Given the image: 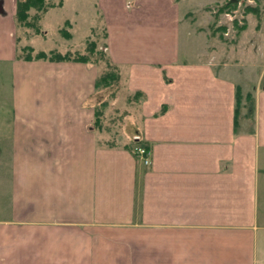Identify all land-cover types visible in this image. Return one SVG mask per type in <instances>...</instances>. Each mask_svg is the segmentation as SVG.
<instances>
[{
  "label": "crops",
  "instance_id": "obj_1",
  "mask_svg": "<svg viewBox=\"0 0 264 264\" xmlns=\"http://www.w3.org/2000/svg\"><path fill=\"white\" fill-rule=\"evenodd\" d=\"M189 1L63 0L42 15L69 5L72 40L103 32L95 46L133 103H110L99 121L105 67L18 59L20 33L31 35L18 0H0L14 113L0 264H264V21L251 13L228 40L210 33L215 8ZM136 135L148 166L132 152Z\"/></svg>",
  "mask_w": 264,
  "mask_h": 264
},
{
  "label": "rangeland",
  "instance_id": "obj_2",
  "mask_svg": "<svg viewBox=\"0 0 264 264\" xmlns=\"http://www.w3.org/2000/svg\"><path fill=\"white\" fill-rule=\"evenodd\" d=\"M190 0L189 4H193L196 7L200 8V10L208 9V8H215L213 10V23L214 25L208 26L210 33L213 35L218 32L222 38L230 39L233 35L238 34L244 30L247 24V16L253 13V18L257 20V22L264 21V0ZM58 4L59 0L57 1H50V3ZM63 2V0H62ZM221 7H225L223 11H219ZM89 11V10H88ZM90 12V11H89ZM195 16L199 17L201 14L197 12ZM82 15V22L81 27H85V25H89V15L88 12L85 13L84 9L80 12ZM74 13L71 10L70 6H66L62 9L53 10L51 13L47 14L46 17L39 23V28L44 31V34L41 35H33L34 33L30 30H26L25 32L31 35L30 38H25L23 36L24 33L19 32L21 37V45H28L33 47L37 52L43 51L49 53L50 51L56 50L61 54H65L67 52H76L81 54H86V56L91 57V61H95V64H99L105 67L107 70V65L105 62L101 60V54L99 52H103L104 48L96 47L94 50V54H88V48L91 46L90 42H97L96 40L101 39L103 36V32H99L100 34L97 35L96 32L94 36L87 41L86 43L82 40V37L85 35H91V31L80 32L79 30L74 31L75 38L72 40H66L62 38L60 34L61 30H66L70 33V28L64 25L66 20H70L74 17ZM203 21V20H202ZM207 23V22H205ZM202 23L205 28L208 25ZM202 25V26H203ZM24 32V30H22ZM208 31V30H207ZM221 31V32H220ZM18 32V33H19ZM32 33V34H31ZM254 29L252 25L249 26L248 32L243 37H249L253 35ZM22 34V35H21ZM28 36V35H27ZM187 38V37H186ZM185 42H187L189 37ZM198 39V37H195ZM100 44V42H99ZM97 45V43H96ZM102 47V46H101ZM19 46V54L21 55ZM77 53H74L75 56ZM104 53V52H103ZM23 54V53H22ZM261 61V59H260ZM262 64V63H260ZM12 65L11 64H0V218H5L9 214V206H8V194L10 193V184H11V140L10 133H11V121L13 120V110H12V83H13V76H12ZM104 70V71H105ZM103 71V73H104ZM244 77H246L250 82L257 81V74L258 72L247 75V71L243 69ZM252 72V71H250ZM264 78V74H263ZM264 83V79L262 80ZM264 88V87H263ZM119 90L110 91L107 90V94H103L107 100L116 106L115 112L121 110L122 108L128 107L133 103V100L129 99L125 96V91ZM114 92V93H113ZM116 92V93H115ZM117 93H121L117 97ZM102 95L99 96L100 100L103 97ZM244 97L242 94L243 100H241V106L244 104ZM118 98L117 102L115 103V99ZM128 100V102H127ZM109 103V104H110ZM116 104V105H115ZM248 108L253 107L252 100L247 98V103H245ZM240 106V107H241ZM109 107V106H108ZM110 119L109 122H112L116 118V113L114 111L109 112ZM114 113V114H113ZM249 114L251 112L249 111ZM114 125L115 122L113 121ZM110 124V123H109ZM111 127V126H110ZM114 128V127H113ZM111 128L112 132L116 131V128Z\"/></svg>",
  "mask_w": 264,
  "mask_h": 264
},
{
  "label": "trees",
  "instance_id": "obj_3",
  "mask_svg": "<svg viewBox=\"0 0 264 264\" xmlns=\"http://www.w3.org/2000/svg\"><path fill=\"white\" fill-rule=\"evenodd\" d=\"M62 0H59L58 4H51L48 0H18L17 6V22L19 27L22 30H30L33 32V35H41L44 34L39 28V23L41 20L42 15L48 11L49 8L54 7V5L58 6L61 5ZM225 7H221L219 11H223ZM66 26H69L67 22ZM32 34V33H31ZM60 34L62 38L69 40L71 39V34L66 30H60ZM45 35V34H44ZM91 46L88 48V54H94V50H96L95 42H90ZM21 55H18V59H25L27 61H37V60H50V61H83V62H90L91 57L86 56V54L77 53L75 56L72 52H67L65 54H61L56 50L50 51L49 53L43 51H36L31 46H24L20 48ZM23 53V54H22ZM101 54V60L106 63L107 70L104 73L100 74L97 78L95 83V90L98 93V96H101L107 92V90L116 91L122 89L121 85V77L115 65L112 64L111 60L109 59L108 55L103 52H99ZM115 92V93H116ZM114 93V92H113ZM118 94V93H117ZM106 100L101 102L99 105V110H97V120L100 121V117L104 115V111L110 105L109 101ZM242 94L239 92L237 95V108L235 110V114L237 115L241 106ZM133 100V98H131ZM251 111V107L249 108ZM235 115V116H236ZM238 116V115H237Z\"/></svg>",
  "mask_w": 264,
  "mask_h": 264
},
{
  "label": "built area",
  "instance_id": "obj_4",
  "mask_svg": "<svg viewBox=\"0 0 264 264\" xmlns=\"http://www.w3.org/2000/svg\"><path fill=\"white\" fill-rule=\"evenodd\" d=\"M133 154L138 157L144 165L148 166L151 164V152L150 150L141 143L140 136L136 135L133 137Z\"/></svg>",
  "mask_w": 264,
  "mask_h": 264
}]
</instances>
